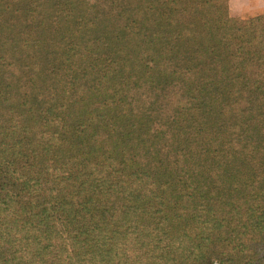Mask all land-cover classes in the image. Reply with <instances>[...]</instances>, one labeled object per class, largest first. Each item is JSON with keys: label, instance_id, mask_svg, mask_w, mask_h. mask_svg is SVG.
<instances>
[{"label": "trees", "instance_id": "obj_1", "mask_svg": "<svg viewBox=\"0 0 264 264\" xmlns=\"http://www.w3.org/2000/svg\"><path fill=\"white\" fill-rule=\"evenodd\" d=\"M0 264H264V12L0 0Z\"/></svg>", "mask_w": 264, "mask_h": 264}, {"label": "crops", "instance_id": "obj_2", "mask_svg": "<svg viewBox=\"0 0 264 264\" xmlns=\"http://www.w3.org/2000/svg\"><path fill=\"white\" fill-rule=\"evenodd\" d=\"M231 13H242L264 10V0H228Z\"/></svg>", "mask_w": 264, "mask_h": 264}, {"label": "rangeland", "instance_id": "obj_3", "mask_svg": "<svg viewBox=\"0 0 264 264\" xmlns=\"http://www.w3.org/2000/svg\"><path fill=\"white\" fill-rule=\"evenodd\" d=\"M263 12H264V10H261V11H252V12H242V13H231V12H229V13L232 16L251 17V16H255V15L261 14Z\"/></svg>", "mask_w": 264, "mask_h": 264}]
</instances>
